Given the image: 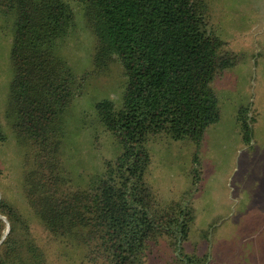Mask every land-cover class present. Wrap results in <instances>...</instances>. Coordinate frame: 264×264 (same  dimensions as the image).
<instances>
[{
    "label": "trees",
    "instance_id": "obj_1",
    "mask_svg": "<svg viewBox=\"0 0 264 264\" xmlns=\"http://www.w3.org/2000/svg\"><path fill=\"white\" fill-rule=\"evenodd\" d=\"M208 10V0H0V43L12 68L0 145L9 140L5 122L22 161L20 200L0 170V214L11 225L0 264H146L162 240L175 264H208V253H187L184 244L197 221L199 148L221 116L214 85L237 64ZM76 11L95 37V69L118 62L125 81L119 101L95 107L121 152L84 184L62 155L64 115L91 74L75 72L58 53ZM235 120L250 145L254 118L243 108ZM164 139L191 141L196 150L192 186L170 201L153 182L152 147ZM3 230L0 221V239Z\"/></svg>",
    "mask_w": 264,
    "mask_h": 264
},
{
    "label": "rangeland",
    "instance_id": "obj_2",
    "mask_svg": "<svg viewBox=\"0 0 264 264\" xmlns=\"http://www.w3.org/2000/svg\"><path fill=\"white\" fill-rule=\"evenodd\" d=\"M208 8L215 32L229 43L237 64L216 83L221 116L199 148L203 174L191 196L197 221L184 250L208 253V264H264V109L259 118L255 114L260 101L264 102V0H208ZM81 14L76 11V27L61 41L58 53L75 72H91L82 95L64 115L62 155L75 180L84 184L102 171L105 158H116L121 152L117 139L102 131L95 107L102 100L119 101L125 81L118 62L101 71L95 69V37ZM11 81L8 48L0 43L2 117L8 108ZM243 108L254 118L250 145L243 143L235 120ZM4 130L9 140L0 145L1 180L10 189V196L20 200L17 193L21 191L22 161L15 135L5 122ZM195 151L191 141L170 139L152 147L153 182L165 201L192 186L193 176L188 171ZM2 197L0 189V203ZM0 217L5 222L1 241L11 225L6 217ZM207 232L205 241L201 237ZM174 256L162 240L153 245L146 264H175Z\"/></svg>",
    "mask_w": 264,
    "mask_h": 264
},
{
    "label": "crops",
    "instance_id": "obj_3",
    "mask_svg": "<svg viewBox=\"0 0 264 264\" xmlns=\"http://www.w3.org/2000/svg\"><path fill=\"white\" fill-rule=\"evenodd\" d=\"M231 51H232V49H231ZM231 70V69H230ZM229 70V71H230ZM228 71V72H229ZM227 72V73H228ZM221 80V79H220ZM217 83V82H216ZM216 83H215V85H214V88H215V91H216V93H217V95H218V87H216ZM257 109H256V112H255V114H256V119L257 118H259L260 117V114H261V111L264 109V102L261 100L260 101V103L258 104V106L256 107ZM256 121V124H257V120H255Z\"/></svg>",
    "mask_w": 264,
    "mask_h": 264
},
{
    "label": "water",
    "instance_id": "obj_4",
    "mask_svg": "<svg viewBox=\"0 0 264 264\" xmlns=\"http://www.w3.org/2000/svg\"><path fill=\"white\" fill-rule=\"evenodd\" d=\"M1 218V217H0ZM5 220V219H4ZM8 223V222H7ZM10 232V227H9V224H8V230L6 232V234L4 235V237L2 238V240L0 241V246L2 245V243L4 242L5 238L7 237V235L9 234Z\"/></svg>",
    "mask_w": 264,
    "mask_h": 264
}]
</instances>
